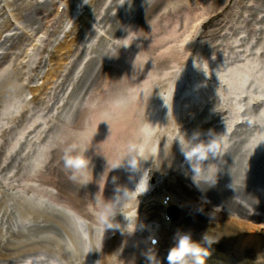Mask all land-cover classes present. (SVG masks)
<instances>
[{"label": "bare ground", "instance_id": "obj_1", "mask_svg": "<svg viewBox=\"0 0 264 264\" xmlns=\"http://www.w3.org/2000/svg\"><path fill=\"white\" fill-rule=\"evenodd\" d=\"M255 1L259 4V8L260 6L262 7L261 12L263 15L260 22H257V16L255 17V19L252 18V15L254 14L249 13V15L244 18L245 24L243 30L245 31V33H247L246 40L240 41L238 46H232L231 44L220 46V49L214 52L216 54H219L221 51H227L228 53L227 55L224 54L220 59H223V61L226 62L227 69H219L218 74L214 75L212 78V80L215 81L214 83L216 84V87L220 89L219 94L222 95V97H220L219 95L217 96L227 104L230 103L231 98L228 94H225V89L230 85V83L234 87H237L238 84H243L245 86V89H249L252 84L255 83V80L259 82L263 81L264 0ZM95 5L96 1L91 0L88 7L89 10L91 11L95 7ZM160 5L161 0H133L132 8L127 11L124 17H118L120 19L110 27L111 29L109 31L111 33L123 36L126 35V39H122V41H126L125 43L127 44H129L130 41L138 42L139 40H142L144 45L134 48V51H136L137 53V55L135 56V60L137 62L142 61L143 63L144 60L141 57L146 56L149 51H152V46H148L145 44L146 40L149 39L153 34H147L146 31L143 32L144 23L142 22V20L144 21L146 18H152L156 11L159 9ZM10 6L17 14L18 18L24 24H26V27L33 28L35 30L36 24L41 25V17L48 11L50 4L47 1L43 4L36 3V6L30 8H24L23 4H21V0H11ZM71 9H74V6H72ZM100 23L102 24V21H100ZM254 25H259V29L256 27L253 28ZM109 31L107 33H109ZM107 33L105 34L108 35ZM4 41L5 42H0V47H5L8 42H10V44L6 47V53H4V55L0 57V65L8 58V54H10V52L15 51L22 44V40L20 37H18L17 41L11 39ZM71 42H75V40H72L70 42L64 41L58 43V45L52 50L54 55L53 57H55L62 51H65L67 49L70 50V48H72V46L74 45ZM91 46L92 42L90 40L89 45L84 50V52L86 53L85 57L90 56L88 50ZM121 46V43L118 42L114 48L117 49L118 52H120ZM43 50L45 49L43 48ZM101 50L103 49H100V51ZM90 51H92V49H90ZM108 56L109 53L104 57V63L107 61L106 58ZM49 62L52 66L53 61L49 60ZM93 62L94 61H91V64ZM91 64L88 65L87 70L84 72L82 78L79 81V86L81 87V89L90 84H96V81L99 80L100 70L99 72H97L96 64L95 66H90ZM210 66L214 67L215 63L211 61ZM228 70L232 71L230 73H227ZM54 71L56 70L54 69ZM36 72L37 69L34 71V73ZM16 75L17 73H14L10 77H8L6 85H4L3 79L0 80V90H8L10 87H13L12 83ZM242 77H246L251 81L247 84H244V78ZM54 84L55 83L52 82V85H50L51 89L54 87ZM94 87L90 88L92 90V93L94 92V90L92 89ZM33 91L34 89L29 88V92ZM109 94H107L106 96L101 95L99 96V98H102L103 100ZM129 96H131L129 90L124 91V93L122 94L119 100V104L122 109L128 107V102L125 101V98ZM70 99L71 98L68 97L66 100H64L66 103H64L63 106V110H72L69 121L61 122V120L59 119L57 124L52 121H48L44 126L51 124L52 129L57 130L59 128L66 127L76 128L79 125L81 121L80 116L89 105L87 103H83L82 101H78L73 104L69 102ZM141 100L142 107L137 116V123L139 124V128L135 138L138 142H142V140H144V143H146V139L144 136L146 130L143 131L142 127L149 125V118L146 117V113L148 104L152 101V98L148 96L145 99ZM102 103L103 101L100 100L101 105ZM230 111L232 110L230 109ZM254 112H256V110ZM216 121H219L218 117L216 118ZM35 123L36 122L34 121L33 124ZM37 128L38 126L35 127V129ZM211 128H217V126H211ZM12 131L13 129H10L8 132ZM34 131L35 130H29L26 133V136L29 137V135L34 133ZM215 131H217V129H215ZM254 131L255 135H253L251 139L247 137L248 134L246 133L241 140L237 141L236 144L238 145V149L236 154L229 155L225 152L224 147H220L217 158L205 161V165H207L208 163L214 164V171H217V180L214 186H211L209 183L205 182L202 176L194 175L191 170V166H188L189 173L193 174L195 177L200 176L203 178V181H199L197 179L194 180L198 188H202V193L207 195V198H209L214 203H217L220 208H224L229 212L239 214L241 215V217H244V215H246L247 207H249L250 209H262L264 211V204H259L257 202L256 194L251 189V186L253 184L264 185V113L261 114L257 119L256 126H254ZM6 132L7 130L0 137L1 149L8 143ZM129 136L130 129L128 131V137ZM163 137H165V135H163ZM107 140L109 142V146L111 147V141L109 139ZM91 142L92 141H90V143ZM98 143L101 146L103 152L106 154L107 151L103 143ZM61 147V139L59 138V136H55L53 139L49 140V143L47 145V162L42 167V170H39L36 172V174H33L34 169L29 171V167L24 162H21L18 169L14 171L10 179H8L5 183L0 181V186L2 188H4L6 184H9V188L14 191V193H4V195L11 197L13 200L12 210L10 211L6 207L2 209L0 208V227L4 228L6 235L4 240H0V260H5V262L13 263L18 258L30 252L42 251L54 254L56 257L57 255L60 256L66 261V264H75L77 260H79V264H84L80 258L82 257L85 243L84 241H82L81 237L75 230L73 219L69 215H67V213L63 209L52 206V204L60 206V203L67 208L75 210L78 215L89 219L90 222L88 223L87 228L90 230L89 246L90 253L92 255L90 256L93 259V257L97 255L98 248L96 245V235L92 230V225L98 224L96 223V220L93 219V216L95 215V211L98 212L101 201L95 197L96 190L94 188V183L90 178V162L89 166L86 169L81 170L83 175L77 174L78 171L69 170L65 166V159L69 152H59L61 150ZM174 148V143H165L163 141L162 150L160 148L159 153L162 154V162L168 163L169 168L172 170H174L175 165V162L173 160ZM242 149H244V151H241ZM115 150L120 152V149ZM74 152L76 153L75 149ZM74 152H72L71 154H81L80 152H77L76 154ZM141 153L142 155H144V157L148 156L149 149H142ZM57 154L60 157L57 158ZM253 155L255 156L253 157ZM114 161L117 160L113 159L112 162ZM197 167L198 166L196 164H193L194 169ZM46 169L48 172V179L46 177ZM3 170L4 169H0V176H5V172ZM59 175L62 176L65 184L69 186L67 195L69 193H74L76 195L74 196L73 200L65 196L60 184L56 186V189L59 193L57 196L40 189L41 185L52 184V182L49 181L50 176L58 177ZM102 175L103 177H106V179H109L110 177V174L102 173ZM117 178L119 180V177ZM32 182H37L38 187H34L31 184ZM227 185L230 188H228ZM119 188H122V186L116 183L115 180V182L110 187L106 188V190ZM40 197L43 198V202L39 201ZM82 201H84V203L88 205L87 208L85 206V209L83 211L79 210V205L82 203ZM1 203L2 201L0 200V204ZM201 209L202 208H199L196 211L190 209L180 210V222H189L188 224L193 225L192 229L194 230L197 229L196 227H198L200 223H204L208 220H215V217L210 212L202 211ZM13 215H17L20 218V226L22 227L21 230H13L10 222V219ZM28 215L31 216V220L33 223L32 225L23 223V220H25ZM167 233L168 232L165 230L162 231L163 243L165 246L167 245L165 239ZM1 235L2 230L0 229V237ZM217 235L222 238L223 246H234L238 251L241 252H244L245 248L248 247L249 249H251V251H254L255 254H259V252L264 251V238L261 240L258 239L257 232L253 229H248L242 232L230 230V228L218 229ZM64 236L67 237L69 243L72 242L73 250H71L64 242ZM140 238L141 236L135 237L133 240H131L129 246L127 247L125 262L123 264H152V262L149 260V254L144 253L140 249ZM156 260L159 262V264H162L159 259Z\"/></svg>", "mask_w": 264, "mask_h": 264}, {"label": "rangeland", "instance_id": "obj_2", "mask_svg": "<svg viewBox=\"0 0 264 264\" xmlns=\"http://www.w3.org/2000/svg\"><path fill=\"white\" fill-rule=\"evenodd\" d=\"M35 0H21V4H23L24 6V2L28 3V2H34ZM53 2H56L55 0H53ZM80 5V1L78 0L77 5ZM99 7V6H98ZM98 7L95 10V15L97 14V10ZM53 8V5L50 7L48 12H51ZM123 15L126 13V10L124 9L122 11ZM246 14V10L244 12L243 15ZM115 17V15L113 16V18ZM4 22L3 19L0 20V23ZM107 25H110L111 23L108 20H105ZM35 27H40V25H35ZM64 33L63 29H59L58 32L56 34H54L51 38V43L52 44H57L58 42L62 41L63 37L62 34ZM85 33H87V31L85 30ZM113 35V34H111ZM153 40V38L151 39ZM225 41V40H224ZM230 41V40H228ZM102 42L101 40L96 42H93V44H95V47H99L101 49L105 48L104 44L100 43ZM76 44H82V42L79 40ZM77 46V45H76ZM211 51L208 52V54H206L205 58H203V64L201 63L202 68L207 69L208 68V59L209 56L211 55ZM91 61H94L91 64ZM89 64H91L90 66H95L96 64V68H97V64L98 61L97 60H91ZM97 61V62H96ZM222 65V64H221ZM216 65V67H212V69H208L210 72L215 73L217 71V68H222V66L224 65ZM140 66L139 64L137 66H135L130 73H128L127 71H123L120 74V77H118V83L116 84L115 90L112 94V97H110L107 101H105L103 103V105H101L100 107L97 106V103H94L92 101V99H90L89 97L86 98L84 97V99L86 100L85 102H87V104L89 105V108L82 114V124H84V127L82 129H74V128H59V130H57L55 133H57V135L59 136V138L62 141V151H65L67 149H70L74 146H76V142L79 138L84 139V143H86L87 141H89L90 139H97L98 136L100 135V133L98 132L99 127L103 129V135L101 136L102 139H107L108 136H110L109 131L113 130V129H117L113 128L111 126V124L109 122L106 121L105 117H104V112L108 111L110 109V104H111V100L113 98H115L118 94L122 93L125 88H126V84L132 85L133 88L131 90L132 94L135 95L138 91V83H136L138 81V72H139ZM196 75H193L192 78L189 80L188 85H191V87H197L200 88L201 90H204L208 87V83L205 82V79L208 77L207 74H205V72H203V74L201 73H195ZM14 82L16 83V80H14ZM140 82V81H139ZM79 86V84H75V89L73 88V90H69L67 93V96H62V98H66L71 96L72 94L75 95V97L73 98V102H77L78 100H82L81 97L84 96V94L89 90L88 86H86L84 89L80 90L81 87L79 86V90L77 92V87ZM184 92V91H183ZM25 94V93H24ZM23 94V96H24ZM23 96L22 97H18L16 95H14V93L11 94V96L9 95H5L3 98L4 102H7L6 108L2 111V113H6V110L8 108H11L10 111L8 113L10 114H14L17 111L16 107H13V105L15 103L21 104L23 102ZM60 96V95H59ZM141 107V103L138 101H135L134 103L130 104V109H134V114L130 116V120L131 123L133 125L132 130L134 131L137 127L136 125V120H137V116H136V110L139 109ZM56 111L53 110V112L48 116H54L56 115ZM60 115L64 118V119H68V115L65 111H62L60 113ZM32 121H29V124ZM5 123L0 119V130L1 127L4 126ZM42 129H44L42 127ZM18 132V131H17ZM12 138V137H10ZM36 137L33 139L35 140ZM11 146L8 145L5 147V151L10 149ZM43 148L44 145L42 144H34L30 143L27 147H25L24 152L22 154V157L19 158L16 163L14 164V167L17 169L19 162L21 161V159L28 153L31 152L34 154V156L36 155V160H42L43 156ZM113 155H116V152H112ZM120 156V154H118ZM10 172H13V169H10ZM11 173H9L10 175ZM94 174H96V171H94ZM96 179V178H95ZM100 179V177H99ZM101 180V179H100ZM97 181V180H96ZM65 187V186H64ZM68 188V187H65ZM3 203L6 204H11V201L9 198H3L2 199ZM180 209V208H179ZM13 221L15 222V219H13ZM178 227H184L183 225H177ZM185 228V227H184ZM233 253L234 258V264H256L257 258L259 257H263L264 258V253L263 252H259V254H255L254 251H251L249 249L245 250L244 252L238 251L234 246H229V245H225L222 248V252L218 253V258L220 259L219 262L223 259V257L226 255V253ZM27 257H24L23 259H26ZM22 259V260H23ZM1 263V262H0Z\"/></svg>", "mask_w": 264, "mask_h": 264}, {"label": "clouds", "instance_id": "obj_3", "mask_svg": "<svg viewBox=\"0 0 264 264\" xmlns=\"http://www.w3.org/2000/svg\"><path fill=\"white\" fill-rule=\"evenodd\" d=\"M220 143L221 142L217 140V136H214L207 143H193L188 140H185V145L183 146L179 143L181 146V151L184 153L186 160L189 162L194 175L202 176L205 182L209 183L211 186L216 184L217 171H214V164L208 163L205 165V161L217 158ZM194 149L195 151H193ZM85 151L86 149L84 150V153ZM71 152L72 149H69V154L65 159L66 168L71 171H80L86 169L89 166V160L85 158L84 154L72 155ZM137 153L138 149L136 146L129 145L128 155L118 166L114 167L113 169L122 166L123 162L126 160L130 170L134 172L138 171L141 161L137 159ZM188 153L192 154L191 158L189 157ZM193 164H196L198 167L194 169ZM142 180L144 181L146 187L141 194L148 190L149 174H147V178L145 179V171L141 175L138 184H140ZM119 197L122 198L120 201H117L116 197L113 201H105L103 199L100 202L98 211L99 223L103 226L104 232L106 229H119L117 227H112L113 224H118L113 223V220L116 214L118 212L120 213L119 209L122 207L124 200L127 199V196L123 191V194ZM203 241L208 245L216 242L214 239L209 237L208 233L203 235ZM207 254L208 253L206 249L193 242L189 233H185L179 235L177 244L170 250L167 260L168 264H204L203 257ZM149 260L152 262V264H159L154 255H150Z\"/></svg>", "mask_w": 264, "mask_h": 264}]
</instances>
